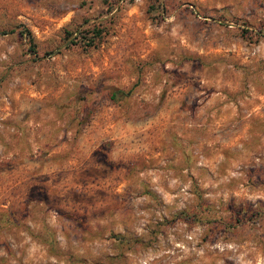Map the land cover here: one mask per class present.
I'll return each instance as SVG.
<instances>
[{"label": "rangeland", "instance_id": "obj_1", "mask_svg": "<svg viewBox=\"0 0 264 264\" xmlns=\"http://www.w3.org/2000/svg\"><path fill=\"white\" fill-rule=\"evenodd\" d=\"M0 264H264V0H0Z\"/></svg>", "mask_w": 264, "mask_h": 264}, {"label": "trees", "instance_id": "obj_2", "mask_svg": "<svg viewBox=\"0 0 264 264\" xmlns=\"http://www.w3.org/2000/svg\"><path fill=\"white\" fill-rule=\"evenodd\" d=\"M24 31H25L27 34H29L25 29H23V32H24ZM20 32H21V31H20ZM96 32L98 33V31H96ZM87 42H88L87 45H91V44H93L92 39H89V41H87ZM126 93H127V92H124V91L121 90V89H116V90H113V91L110 93L109 97H110L111 100L116 101L119 97L126 95Z\"/></svg>", "mask_w": 264, "mask_h": 264}]
</instances>
